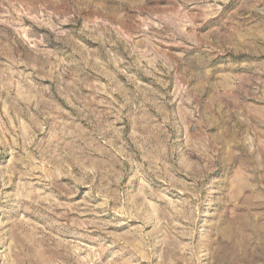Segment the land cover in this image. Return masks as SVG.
Returning <instances> with one entry per match:
<instances>
[{
	"label": "rangeland",
	"instance_id": "1",
	"mask_svg": "<svg viewBox=\"0 0 264 264\" xmlns=\"http://www.w3.org/2000/svg\"><path fill=\"white\" fill-rule=\"evenodd\" d=\"M0 264H264V0H0Z\"/></svg>",
	"mask_w": 264,
	"mask_h": 264
}]
</instances>
